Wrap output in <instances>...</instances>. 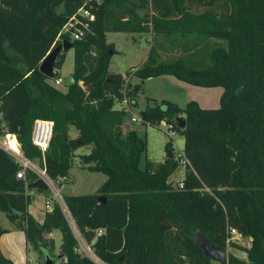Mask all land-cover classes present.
<instances>
[{
	"label": "trees",
	"instance_id": "1",
	"mask_svg": "<svg viewBox=\"0 0 264 264\" xmlns=\"http://www.w3.org/2000/svg\"><path fill=\"white\" fill-rule=\"evenodd\" d=\"M85 1L0 0V135L2 127L16 134L24 155L44 160L53 180L67 177L76 150L90 146L81 160L107 180L97 193L70 194L64 201L94 254L107 264H217L204 256L195 233L200 230L228 247L232 228L252 243L247 260L230 253L226 264H264V0L93 1L95 20L82 39L72 40L61 32ZM140 10H151L150 16ZM109 31L195 37L181 46L188 53L213 38L222 42L209 45L205 66L181 56L161 60L152 46L147 60L124 76L109 70L116 52L107 43ZM64 40L75 48L76 83L66 91L40 71L44 58ZM63 62L62 51L53 79L61 78L57 68ZM130 75L142 80L172 75L185 83L224 88L217 109H204L195 100L181 109L164 100L163 106L141 111L149 126L169 121L178 128L177 118L185 115L186 128L178 129L189 161L183 187L181 180L176 185L171 180L180 167L175 155L160 163L147 160L142 169L146 139L135 131L123 136L126 111L115 105L136 104L138 86H129ZM37 119L55 124L45 155L32 143ZM71 126L76 138L69 134ZM20 170L0 147V210L25 232L29 248L40 252L46 264L52 259L48 248L55 246L47 235L60 229L61 264H98L79 251L59 204L46 212L43 223L29 212L27 186L39 176L26 169L25 178H18ZM99 196L106 197L105 204ZM4 232L0 229V237ZM0 264H13L1 248Z\"/></svg>",
	"mask_w": 264,
	"mask_h": 264
},
{
	"label": "rangeland",
	"instance_id": "2",
	"mask_svg": "<svg viewBox=\"0 0 264 264\" xmlns=\"http://www.w3.org/2000/svg\"><path fill=\"white\" fill-rule=\"evenodd\" d=\"M150 11L151 10H140V13L143 16H150ZM71 39L73 40L72 37ZM106 40L108 43H112L116 50L112 55L109 70L115 73H121L124 76H126L128 72H134V69L140 67L142 64L141 61L148 57L152 46L158 49V44L160 45V41H162V39L159 40V37L156 35L152 36L148 32L137 31H109L106 33ZM169 40L171 42H166V49L175 48L171 49L174 55L165 51L161 53L163 59H175L181 56L189 59L191 63L202 61L199 66L208 65L209 45H213L214 42H222L213 38L209 42H202L203 44H199L198 49L196 48L193 53H188L184 49H181V46L186 43V41H182L181 36L176 34L174 37H170ZM175 52L176 54L180 52V54L177 56ZM63 53L64 62L62 67L60 69L57 68L63 82L60 85H56L55 79L53 78H50L49 82L62 91H66L68 88L66 79L68 76L72 75L74 71L75 48L72 47L68 50H64ZM127 81L130 83L129 86H138L136 104L129 105V102H117L115 108L119 110L125 108L126 111L122 125L123 136L126 138L130 132L135 131L141 138L146 139L147 150L142 155L140 165L142 169L146 168L147 160H152L156 163L164 161L168 156L169 150H172L174 155H177L181 150H184L185 144V137L180 130H178L180 128H174V132L170 128L169 124H174V122L163 121L159 126H149L144 123L141 116V111L144 108L147 106H163V101L169 100L176 103L181 109H185L189 101L195 100L199 103L200 107L204 109H217L221 106V96L224 91V88L221 86L189 84L178 80L172 75L156 76L144 80L135 75H130ZM80 83L83 84V82ZM181 116L185 117V115ZM134 117L137 121H133ZM69 134L73 138L78 136V132L74 126L70 127ZM168 143L169 146L167 145ZM90 150V146H80L75 152L68 178L62 182V185L57 181L55 182L56 188L60 192L63 200L64 196L70 194L80 195L97 193L98 188L104 183L107 175L102 172H92L88 170L81 160V155L88 154ZM185 173L186 168L181 165L171 177L172 183L176 185L178 181L183 180ZM45 193L48 192H41L39 198H43ZM50 199L51 202L53 201L52 204L55 202L58 204V200L53 197V193ZM31 201L34 202V205L39 204L40 209V199H38V197L36 200L31 197ZM60 206L64 210L78 241L87 243L74 222L68 208H66L65 202L60 204ZM44 208L45 206L42 207V209ZM0 212L3 214L1 210ZM4 218L7 217L4 216ZM193 232H195V230ZM47 237L53 238L55 243L54 248H48L49 255L53 259L54 264H61L62 260L59 258L62 243L61 230L56 229L52 233V236L47 235ZM232 242L233 244L227 247L228 256L231 253L243 260H247L248 256L246 250L251 246L252 239L237 234ZM87 247L91 248V251H88L90 257L95 258L96 256L91 245L87 243ZM84 248L79 247V251L87 255L86 248ZM30 259L33 264H45L46 261L45 257L41 255L40 252L33 249L30 250Z\"/></svg>",
	"mask_w": 264,
	"mask_h": 264
},
{
	"label": "built area",
	"instance_id": "3",
	"mask_svg": "<svg viewBox=\"0 0 264 264\" xmlns=\"http://www.w3.org/2000/svg\"><path fill=\"white\" fill-rule=\"evenodd\" d=\"M93 1L96 3H101L103 0L85 1L84 5L81 6L72 17L69 18L68 22L62 29L61 33H69L71 37L73 38V40L82 39L84 35L86 34V31L90 29L91 22L94 21L96 18V14L93 11V9L95 8ZM62 82H63L62 78L55 80L56 85H59ZM124 102L128 103V101H124ZM133 121H137V119L134 117ZM169 125L172 131L174 132L173 125L171 124ZM54 129H55V124L53 121L37 119L34 123L33 133H32V143L41 150L43 155L46 154V152L48 151L50 147V143H51V140L54 134ZM2 130H3V134L0 135V147L6 152H8L10 155H12L13 158L21 166V170L18 172L17 177L25 178L26 169H31L32 171L36 172L39 178L41 177L46 180V182L49 185V188H51L53 191V197H55L58 200V204L60 205L64 203V200L61 194L55 189L53 180L47 174L45 167L40 166V164L38 166L31 159H28L24 155L22 147H21V143L16 134L10 133L7 129L3 127H2ZM175 156L180 166L182 165L183 167H186V164L189 161L185 155L184 150H181ZM42 163H44V160H42ZM179 185L180 187L184 186V183L182 182V180ZM47 208L53 209V206L50 201L47 202ZM97 232H98L97 233L98 235H102L103 229H98ZM230 233H231V240L235 239L237 234H239V232L235 228H232L230 230ZM228 241H230V239ZM79 244L81 248H84V247L86 248L87 255L90 257V255L88 254V251H91V248L87 247V244L83 241L82 243L80 241ZM92 259L95 260L98 264H107L104 261H102L100 258H98L97 256Z\"/></svg>",
	"mask_w": 264,
	"mask_h": 264
},
{
	"label": "crops",
	"instance_id": "4",
	"mask_svg": "<svg viewBox=\"0 0 264 264\" xmlns=\"http://www.w3.org/2000/svg\"><path fill=\"white\" fill-rule=\"evenodd\" d=\"M148 33H150L152 36H154V35L158 36L159 40L162 39V41H160V45L158 44V52H159V55H160V59L166 60V58L163 59L162 55H161V53H163L165 51H167V53L170 52L171 54L174 55V52L173 51L171 52V49H175V48H171L170 47L171 49H168V50L166 49L167 48L166 42L167 41L171 42L169 40L170 37L168 35L162 34V33L157 34V33H154V32H148ZM191 39H196V38L195 37H191L188 40H191ZM188 40L182 39V41H188ZM177 48H176V50H177ZM175 54H176V52H175ZM179 54H180V52L178 54H176V55L178 56ZM147 58L145 60L141 61V62L143 63L144 61L147 60ZM32 161L35 164H37L38 166H39V164H40V166H43L42 161L39 160V159H33ZM68 176L65 177V178H59L58 180H53L52 179L54 187H55V189L57 191H58V189L56 188L55 182L57 181L58 183H61L60 185H62V182L65 181L68 178ZM106 180H107V177H106L105 181ZM41 192H45V191L44 190L42 191V190H39V189L30 190V189L27 188V193L30 194L31 197L34 198V200H36L37 197H38V199H40V209H39V204L38 205H34V202L31 201V203H30V205L28 207L29 212L35 217V219L38 222L43 223V221L45 219L46 212L53 210V209H48L47 208V202H49V201L51 202L50 198L52 197L53 191H52L51 188H49V192H48L49 194L45 193L43 195V198H39V194ZM52 202H51V204H52ZM55 203L52 204L53 208L57 204V203L56 204ZM65 205H66V203H65ZM44 206H45L46 209L45 208L42 209V207H44ZM66 208H67V206H66ZM2 213L3 214H1V212H0V229H4L5 230V232L0 237V248H1L2 253L4 254L5 257L11 259L13 264H30V263L33 264L31 259H30V250H32V249L29 248V245H28L27 240H26L25 232L22 229L18 228L15 224H13L8 218H4V216L5 217H7V216H6V214L3 211H2ZM49 235L52 236V233L49 234Z\"/></svg>",
	"mask_w": 264,
	"mask_h": 264
},
{
	"label": "water",
	"instance_id": "5",
	"mask_svg": "<svg viewBox=\"0 0 264 264\" xmlns=\"http://www.w3.org/2000/svg\"><path fill=\"white\" fill-rule=\"evenodd\" d=\"M73 47V43L64 40L61 44L56 45L44 58L40 65V71L48 76L49 78H53L55 71V64L58 55L64 51ZM111 52V51H110ZM76 80L73 75H70L66 79V85L68 87L74 85ZM178 128L184 130L187 125L186 118L184 116H180L176 120ZM168 156L170 158H174V154L172 150H169ZM30 190L40 189L47 191L49 190V185L44 178H39L35 182L29 183L27 186ZM98 200L100 203H106L105 196H99ZM195 242L202 249L205 257L211 259L213 262L217 264H226L228 261V251L227 247L222 245H216L213 243L202 231L197 230L195 233ZM46 264H54L52 259L47 258Z\"/></svg>",
	"mask_w": 264,
	"mask_h": 264
},
{
	"label": "bare ground",
	"instance_id": "6",
	"mask_svg": "<svg viewBox=\"0 0 264 264\" xmlns=\"http://www.w3.org/2000/svg\"><path fill=\"white\" fill-rule=\"evenodd\" d=\"M41 178V177H40Z\"/></svg>",
	"mask_w": 264,
	"mask_h": 264
}]
</instances>
